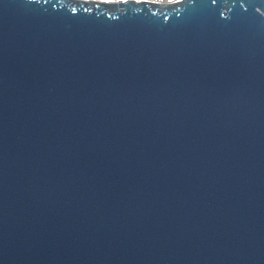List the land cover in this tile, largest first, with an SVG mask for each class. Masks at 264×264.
Returning a JSON list of instances; mask_svg holds the SVG:
<instances>
[{"label":"water","instance_id":"1","mask_svg":"<svg viewBox=\"0 0 264 264\" xmlns=\"http://www.w3.org/2000/svg\"><path fill=\"white\" fill-rule=\"evenodd\" d=\"M0 264H264V0H0Z\"/></svg>","mask_w":264,"mask_h":264},{"label":"built area","instance_id":"2","mask_svg":"<svg viewBox=\"0 0 264 264\" xmlns=\"http://www.w3.org/2000/svg\"><path fill=\"white\" fill-rule=\"evenodd\" d=\"M89 1V0H87ZM104 1H108V2H112V3H119V2H123V1H127V0H104ZM136 2H140V1H144V0H134ZM152 1V0H149ZM174 1H181V0H174Z\"/></svg>","mask_w":264,"mask_h":264},{"label":"rangeland","instance_id":"3","mask_svg":"<svg viewBox=\"0 0 264 264\" xmlns=\"http://www.w3.org/2000/svg\"><path fill=\"white\" fill-rule=\"evenodd\" d=\"M152 1H154V2H157V3H160V5L161 4H167V3H169V2H172V1H174V0H152Z\"/></svg>","mask_w":264,"mask_h":264}]
</instances>
